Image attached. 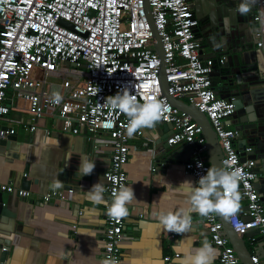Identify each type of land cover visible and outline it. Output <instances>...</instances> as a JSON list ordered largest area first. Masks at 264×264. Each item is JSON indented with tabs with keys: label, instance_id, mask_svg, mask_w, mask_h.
<instances>
[{
	"label": "built area",
	"instance_id": "1",
	"mask_svg": "<svg viewBox=\"0 0 264 264\" xmlns=\"http://www.w3.org/2000/svg\"><path fill=\"white\" fill-rule=\"evenodd\" d=\"M253 1L256 46L262 47L264 0ZM147 2L152 24L145 0H0V139L16 133L11 122L33 132L43 119L50 118L57 125L54 131L82 135L92 141L94 149L107 151L102 171L106 197L101 264H122L125 217H110L108 208L113 193L127 185L129 120L106 103L107 98L127 91L138 103L160 102L166 109L160 121L172 124L165 142L168 146L186 143L194 149L195 155L183 162L184 173L192 175L198 186L200 176L210 168L201 155L205 142L201 126L173 106L162 91L159 71L163 64L166 92L206 114L221 145L222 167L232 161V167L243 172L239 191L245 209L229 217L231 227L240 236L257 229L264 245V202L254 185L255 159L240 160L237 143L241 132L228 121L235 110L233 100L216 93L211 75L215 63L222 66L227 56L201 55L202 41L196 34L199 18L188 0ZM158 42L162 58L155 50ZM54 92L62 95L60 104L53 103ZM11 112L27 117L13 119ZM44 132L48 134L50 129L44 128ZM142 134L143 130L135 136ZM251 150V146L243 149L246 155ZM73 192V187L51 190L42 194V199L65 201ZM0 193L26 198L31 190L14 182H0ZM198 222L202 233L218 248L220 264H241L219 214L201 216ZM165 234L176 239L175 232L166 229ZM179 257V252L164 255L162 264H178ZM251 262L264 264V258L254 254Z\"/></svg>",
	"mask_w": 264,
	"mask_h": 264
},
{
	"label": "crops",
	"instance_id": "2",
	"mask_svg": "<svg viewBox=\"0 0 264 264\" xmlns=\"http://www.w3.org/2000/svg\"><path fill=\"white\" fill-rule=\"evenodd\" d=\"M210 52V47L205 45L203 53ZM222 54L227 56L222 52L216 57ZM228 60L227 56L225 63ZM224 64L216 68L222 67L226 71ZM213 80L215 84L220 82L218 77ZM11 116L13 119L27 117L17 112H11ZM11 124L16 128V139L7 145L8 148L6 144L0 145V182H14L24 187L22 174L26 173V180H30L27 189L31 193L24 199L1 194L2 204L12 216L0 213V249L7 250L5 260L0 264H101L106 194L104 191L103 202L97 204L90 199L89 190L98 182L103 185L102 171L107 165V151L94 149L92 141L82 135L54 131L57 125L50 118L43 119L33 132ZM44 128L50 132L45 134ZM171 130L158 121L154 128L143 129L141 136L129 138L126 187L133 188L135 197L127 205L121 243L122 264H162L164 255L175 252L180 253L176 259L178 264H191L189 257L205 243L217 250L214 264H220L218 248L209 241L206 233H202L199 214L191 213L189 230L176 233L175 240L167 237L166 228L160 223L162 213L175 214L191 207L183 182L195 184L192 175L184 173L183 162H179L195 155L193 147L179 143L162 149L159 141ZM57 140L59 146L55 143ZM238 141L239 147L241 138ZM169 154L171 156L167 159ZM201 155L206 159L205 151ZM82 158L95 164L94 171L85 176L83 171H78L73 177L66 166L77 165L80 169ZM153 167L155 170L152 171ZM53 180L61 181L62 188L71 183L74 192L70 199L43 201L42 194L53 190L50 187ZM243 209L245 205L241 203L240 212ZM244 239L252 255L260 257L259 234H250Z\"/></svg>",
	"mask_w": 264,
	"mask_h": 264
},
{
	"label": "water",
	"instance_id": "3",
	"mask_svg": "<svg viewBox=\"0 0 264 264\" xmlns=\"http://www.w3.org/2000/svg\"><path fill=\"white\" fill-rule=\"evenodd\" d=\"M191 7L193 8L197 18L202 14L207 13L206 4L212 6L211 0H191ZM222 5L214 7L215 12L209 16L211 25L217 30L218 43L216 42H203L201 38L202 49L201 55L203 57H216L217 54L224 52L229 57L228 62L224 64L226 71L221 74V70L214 68L211 75L218 77L220 82L214 86L216 93L221 98L232 99L234 103V113L229 117V125L238 129L241 132V146L240 160L252 157L255 159V172L260 175L257 176L254 185L257 188L261 200H264V46L256 47L258 42L255 36L256 26L252 20V13L255 11V1L253 0H222ZM246 4L249 7L247 13L241 14L239 6ZM145 8L149 14V19L152 24L150 9L147 0H145ZM209 9V8H208ZM154 34L159 40V36L154 29ZM227 38V40H226ZM207 45L210 47L211 52L204 54L203 48ZM155 50L162 58L161 44H156ZM160 79L162 91L167 95L169 102L190 115L202 128V134L205 138L204 151L206 153V162L210 167H222L221 158L222 150L217 135L211 127L206 114L192 103L175 98L166 92L167 82L165 80L164 65L160 67ZM169 128H172L171 123H165ZM15 135H8L0 139V145H5L6 148L10 142L15 141ZM165 138L159 142L164 149H167L168 144ZM246 144L252 146L251 153L246 155L243 151ZM167 155V159L170 158ZM179 162H184L179 161ZM67 165V164H66ZM71 170L73 177L77 176L79 168L75 166H66ZM23 188H28L30 180H26L23 176ZM71 184V183H70ZM67 187H72V185ZM22 187V186H21ZM67 188L66 186H64ZM0 193V213L4 215L12 214L7 210V206L2 204ZM16 196V195H15ZM18 197V196H17ZM24 199V198H23ZM220 220L225 234L229 238L230 244L233 246L241 264H253L251 262L252 253L248 250L244 237L250 234H258V230H250L243 235H238L229 223V217L219 214ZM261 258H264V245L261 241L259 245ZM7 250L0 249V261H4Z\"/></svg>",
	"mask_w": 264,
	"mask_h": 264
},
{
	"label": "clouds",
	"instance_id": "4",
	"mask_svg": "<svg viewBox=\"0 0 264 264\" xmlns=\"http://www.w3.org/2000/svg\"><path fill=\"white\" fill-rule=\"evenodd\" d=\"M239 11L241 14L247 13L249 7L246 4H241ZM62 100L63 97L59 92L53 93V103L60 104ZM105 102L114 108H118L121 113L128 117L129 123L126 131L129 137H133L138 131L143 129L154 128L166 111L158 101L138 103L136 97L130 95L127 91L123 94H120L119 91L116 95L109 96ZM46 143L49 142L46 141ZM55 143L59 146L58 140ZM225 164L227 168L232 170L229 171L225 167H210L205 175L200 176L198 186L191 181L183 182L189 193L191 207L175 214L168 212L159 216L160 223L168 231L175 233L188 231L192 223L191 213L193 212L200 216H209L217 213L225 217H230L240 212L242 197L239 191V184L243 179V172L239 168L232 167V161H226ZM198 166L203 167V164ZM94 168L95 164L88 162L86 158H82L79 173L83 171L84 176L90 175L93 173ZM50 187L53 190H57L62 188L63 184L59 180H53ZM104 191L105 189L101 182L94 184L89 190L92 202L102 203ZM113 196L114 201L108 208V215L119 220L128 215L126 205L131 203L135 193L132 187L121 186L119 192H114ZM216 256L217 250L211 244L205 243L202 247L196 249L194 254L189 257V260L191 264H214ZM104 264H115V262L105 261Z\"/></svg>",
	"mask_w": 264,
	"mask_h": 264
},
{
	"label": "flooded vegetation",
	"instance_id": "5",
	"mask_svg": "<svg viewBox=\"0 0 264 264\" xmlns=\"http://www.w3.org/2000/svg\"><path fill=\"white\" fill-rule=\"evenodd\" d=\"M190 2V5L192 4V1L191 0H188ZM212 1V6L210 8V5L209 4H206V11L208 10V12L205 14H202L198 20V25L196 27V34L197 36L201 37V38H204L203 42H213L214 43L216 42V44H219L218 42V35H217V30L216 28L211 25V22H210V19H209V16L214 13L216 9H214V7H217L219 5H222V0H211ZM209 8V9H208ZM214 9V10H212ZM254 13V12H253ZM252 13V15H253ZM256 26V25H254ZM227 40V38H226Z\"/></svg>",
	"mask_w": 264,
	"mask_h": 264
},
{
	"label": "trees",
	"instance_id": "6",
	"mask_svg": "<svg viewBox=\"0 0 264 264\" xmlns=\"http://www.w3.org/2000/svg\"><path fill=\"white\" fill-rule=\"evenodd\" d=\"M217 65H218V64H217V63H215V67H217ZM219 69L221 70V72H222V71H225V70H223L224 68H222V67H220ZM213 84H214V86H215V83H214V81H213Z\"/></svg>",
	"mask_w": 264,
	"mask_h": 264
},
{
	"label": "rangeland",
	"instance_id": "7",
	"mask_svg": "<svg viewBox=\"0 0 264 264\" xmlns=\"http://www.w3.org/2000/svg\"><path fill=\"white\" fill-rule=\"evenodd\" d=\"M205 48H207V47H205Z\"/></svg>",
	"mask_w": 264,
	"mask_h": 264
}]
</instances>
